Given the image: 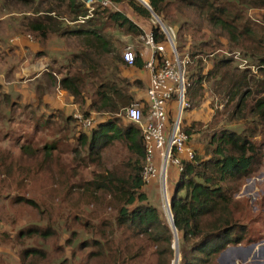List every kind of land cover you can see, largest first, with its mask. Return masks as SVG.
Wrapping results in <instances>:
<instances>
[{
    "label": "trees",
    "instance_id": "16d2710c",
    "mask_svg": "<svg viewBox=\"0 0 264 264\" xmlns=\"http://www.w3.org/2000/svg\"><path fill=\"white\" fill-rule=\"evenodd\" d=\"M104 1H109L112 5L124 2L120 7H127L139 18H152L156 15L163 22L169 23L179 22L172 12L186 19L184 10L198 11L199 15L217 30L215 37L208 38L209 40L203 41L206 36H201L199 43H195V51H191L190 57L188 56L186 97L191 108L184 114L183 130L188 134L190 144L195 136H199L200 140L198 147H195L194 159L183 160V170L178 173L175 192L170 196V208L179 242V264H216L217 257L228 247L238 246L246 241L247 228L242 224L241 215L243 209L236 195L240 193L244 182L261 168L264 151L258 149L259 146L244 130L242 132L229 127L218 128L219 124L213 122L205 126L194 121L187 124L186 116L190 110L205 101L208 85L211 91L226 99L224 109L235 104L233 116L241 117L248 110L249 114H259L264 126V97H261L264 96V28L245 19V7L263 9L264 0H140L144 4L149 2L151 10L139 0ZM49 2L53 5L43 10H34L37 14L42 13V16L26 17L27 20H23L26 22L20 21V30L22 34L33 37V43L38 47V55L34 58L45 54L51 37L77 40L81 50L73 53L74 57L71 55L70 58L79 61L80 69L72 72V66L70 62L67 63L66 57L61 66L59 65V72L56 71L55 64H51L44 75L47 85L38 86L40 89L37 98L23 100L19 91L12 89L6 92L0 88L2 103L8 105V123H30L35 112L38 117L36 131H39L42 125L53 123L67 129L70 123L75 122L80 144L88 147V156L97 163L103 159V153L107 149L116 144L124 145L128 156L87 184V192L91 195L109 196L116 211L114 218L104 221L100 231H95V236L99 239L80 238V233L71 231L66 224L62 230L69 234L65 246L82 249L87 244V248L92 250L88 264H93L100 257L106 258L112 254L111 241L106 231L116 228L120 238L125 241L131 238L130 236H144L153 241L158 245L160 255L165 256L166 264H170V259L175 254L174 231L164 220L161 209L150 202L147 186L142 178L145 151L141 130L132 123L120 124L121 119L114 116L123 113L126 107L135 102V96L130 91V81L125 77L115 79L109 76L104 67L111 58L113 48L105 38L103 29L115 27L136 36L142 34L143 30L119 9L120 7L118 11H113L111 5L96 3L98 9L90 15L89 9L80 0H0V12L9 15L14 13L10 11V6H31L35 3L42 6ZM26 14L28 15V12ZM80 19H85L84 23H76L79 25L74 27L68 26L69 23ZM188 24L189 21H186L181 25L178 37L184 39L186 35L182 32H187ZM152 31L157 43L166 42L160 25L152 27ZM222 38H226V45L222 44ZM184 44L186 45V41ZM185 45H177L183 57ZM225 47L232 52L231 57L226 51L215 54ZM236 50L242 51L243 55L239 52V57L247 62L246 67L241 68L240 60L235 59ZM248 59L257 61L258 64L252 65ZM120 62L128 69L145 68L139 51L133 66L130 67L123 58H120ZM209 64L211 67H208ZM10 74L13 75L12 72ZM134 85L144 88L140 81H136ZM52 87L65 90L71 105H77V108L74 111H68L71 108L56 112L50 110L49 113L46 110L49 105L42 103L40 109L35 106L34 102H42L40 98L42 99L44 93L49 92ZM28 90L31 93L32 90ZM146 108L147 106L145 110ZM21 111L23 115L16 119L15 115H19ZM77 112L86 117L93 113L102 117L94 126L84 129L76 123L74 115ZM25 115H28L27 120ZM60 115L64 119L59 120ZM202 128H205L204 131ZM46 148L48 149L47 146ZM49 149L56 147L54 145ZM26 204L40 209L33 200H26ZM71 219L79 222L87 231L98 230L81 216L74 215ZM2 222L0 218V223ZM56 225L55 221L49 222L46 227L35 223L17 232L15 237L34 238L41 245L26 248L20 257L21 264H37L38 258L47 264H64L63 260L59 263V258L57 263L51 260L55 250L59 252L62 245H56L53 250L45 248L50 240L60 236ZM90 225L92 230H89ZM31 258L33 260L27 262ZM5 263V259L0 257V264Z\"/></svg>",
    "mask_w": 264,
    "mask_h": 264
},
{
    "label": "rangeland",
    "instance_id": "374dc122",
    "mask_svg": "<svg viewBox=\"0 0 264 264\" xmlns=\"http://www.w3.org/2000/svg\"><path fill=\"white\" fill-rule=\"evenodd\" d=\"M123 4L125 3L113 4L115 7L112 10L118 11V7ZM52 5L49 2L42 6L38 3L31 6H10V11L14 13L6 15V13L0 12V19H4L0 21V34L3 32L8 33V35L3 37V43L14 42L18 38L17 32H21L19 27L20 21L26 22L23 20L43 15L42 13H35L34 10L36 8L43 10V8ZM97 7L95 5L94 10L98 9ZM245 8V19L264 28V8H249V6ZM119 9L123 10L144 31H151L152 27L159 26L157 20L160 21L161 19H157L156 15H153L152 18L142 19L133 14L127 7H120ZM27 12L28 15L26 14ZM183 13L186 19L179 17L178 13L172 12L175 19L179 20L177 23L161 21L176 29V43L178 46L185 45L184 42L186 41L183 55L190 57L191 51H195V43H199L198 39L201 36H206L203 41L209 40L208 38L215 37L214 33L217 30H214V27L209 25L199 15L198 11L184 10ZM186 21H189V24L187 25V32L184 30L182 32V34L186 35L183 39L178 37V33L181 25L186 23ZM72 23H69L68 26L74 27L79 25ZM103 34L113 48L111 58L104 65L107 74L115 79L118 77L127 78L130 81V91L135 96L133 104L138 101L146 103L149 87L146 71L134 68L128 69V67L122 66L120 62V58H123V52L127 47L143 54L146 53V49L140 39L141 34L136 36L115 27H106V29H103ZM30 37L34 40L32 36ZM221 41L223 45H226V38H222ZM0 44H2L1 40ZM223 49H219L215 54L226 51L231 57L232 54L230 53L232 52L228 51L229 48L225 47ZM80 50L81 45L77 40L60 38L59 36L51 37L50 46L47 50L48 54L44 55L45 57L39 61L41 62V67L35 66L33 71L34 73L36 69H38L36 72L45 71L47 63L50 60V64L52 66L55 64L54 66L57 67V70L54 69L59 72L58 69H60L64 57H66L67 63L70 62L72 72L79 70V61L70 58V56L73 53H78ZM234 52H237L235 54L239 55V52L241 53L242 51L236 50ZM248 61H251L252 65L255 64V66L258 64L257 61L251 59H248ZM209 66L211 67L210 64ZM65 69L64 72L66 71ZM0 70L2 71V67H0ZM23 70L27 75L32 74L27 68ZM136 81L142 82L144 88H137L134 85ZM0 85V88L4 89L5 81L2 76H0ZM59 91V99L68 104V94L63 92L60 87H57V92ZM261 97L264 96L262 95ZM2 99L3 96H0V218L3 220L0 223V257L5 259V264H21L20 257L25 249L33 245H40V243L34 238H17L15 237L17 232L35 223L46 227L49 222L55 221L60 236L50 240L45 248L53 250L56 245H62V249L59 252L55 250L54 255L51 257L52 262L57 263L56 261L59 258V263L63 260L64 264H84L86 262L88 264L90 262L91 248H87V244L82 249L76 246L74 248L65 246V240L69 237V234L64 231L62 232V230L68 224L71 231L74 230L80 233V238L91 239L97 237L99 239L98 236H95V231H100L99 229L104 221L113 219L116 211L110 203L109 196L102 194L98 196L91 195L90 192H87V184L96 179L98 175L104 173L107 168L121 163L128 156L126 147L121 144L110 147L103 153V159L97 163L96 160H92L88 156V147L80 144L75 122L70 123L71 125L67 129H63L61 125L57 126L53 123L42 125V128L36 131L35 127L38 117L35 112L32 114L31 119L33 121L30 123L15 122V124H9L8 105L2 103ZM59 104L58 107H62L61 102ZM34 105L40 109L42 102L37 100L34 102ZM225 105L226 99L211 91L207 85L205 101L188 112L186 116L187 124H191L194 121L201 122L205 126V124L213 122L216 125L219 124L218 128L229 127L231 129H239L242 132L244 130L256 142V145L259 146L258 149H261V152L264 151V126L259 114L252 115L247 110L241 117L233 116L235 104H231L227 109H224ZM130 106L126 107L123 113L114 115L121 119L120 124L130 123L125 118L126 109ZM20 115H23L22 111L19 115H15V118L19 119ZM25 116L27 120L28 115ZM101 117V115H96V121H99ZM61 118L63 117H59V120ZM204 129L202 128L203 131ZM86 132L88 133V130ZM199 140V136H195L192 139L194 148L198 147ZM54 145L56 149L50 150L49 147L51 148ZM177 181V169L170 166L168 171L169 196L174 194ZM150 193V202L161 209L164 220L171 225L172 219L170 215L172 212L170 213V208H164L160 190L155 194L153 190H150ZM236 199L241 201L243 209V213L241 214L242 224L247 228V235L244 243L227 248H231L227 258L230 264H264V248H262V252L260 253L258 246L254 251L258 254L257 258L250 257L246 261L243 259L248 255L251 244H259L260 241L264 244V161L261 168L250 179L244 182L240 193L236 195ZM26 200L35 201L40 206V209L27 205ZM74 215L87 219L86 222L95 225L98 230L93 229L90 225L91 229L89 230L93 229V231H87L79 222H74L71 219ZM108 221L110 222V220ZM115 229L106 231L108 239L111 241L112 254L106 258L100 257L93 264H166L167 260L165 256L160 255L158 245L153 241L144 236H140L139 238L130 236L131 238L125 241L120 238L117 229ZM239 247L249 249L237 250ZM241 250L243 251L242 253L240 252ZM241 257L243 258L241 259ZM218 258L219 256L216 259V264H220ZM32 260V258L31 260L28 259L27 262ZM174 260L175 254L170 259V264H174ZM36 261L37 264H47L39 258Z\"/></svg>",
    "mask_w": 264,
    "mask_h": 264
},
{
    "label": "built area",
    "instance_id": "2783aa9c",
    "mask_svg": "<svg viewBox=\"0 0 264 264\" xmlns=\"http://www.w3.org/2000/svg\"><path fill=\"white\" fill-rule=\"evenodd\" d=\"M80 1L89 9L90 15L96 3L115 7L111 2L104 0ZM84 21L85 19H80L73 23ZM157 22L166 37V42L157 43L152 30L144 31L141 28L143 33L140 35L145 49L149 51L144 68L149 76L147 101L131 105L126 109L125 118L141 130L145 151L143 181L146 186L152 183L158 185L163 206L169 209V167L173 166L181 172L183 160H193L195 149L190 144L188 134L183 130L184 114L191 108L186 97V67L189 57L188 55L183 57L178 51L176 29L165 26L159 20ZM139 55L141 58L144 57L143 53L139 52ZM123 59L129 66H133L137 59V51L127 47L123 52ZM235 59L240 60L241 68L247 66V62L238 54L235 55ZM95 116L93 113L86 117L79 112L74 115L76 123L84 129L95 125Z\"/></svg>",
    "mask_w": 264,
    "mask_h": 264
},
{
    "label": "crops",
    "instance_id": "0c3cea01",
    "mask_svg": "<svg viewBox=\"0 0 264 264\" xmlns=\"http://www.w3.org/2000/svg\"><path fill=\"white\" fill-rule=\"evenodd\" d=\"M2 20L4 19H0V21ZM5 35H8V33L3 32L0 34V40L2 42V44H0V54L2 56L0 58V67H2V71H0V76H2V78L5 81L4 90L11 91L12 89H14L19 91L20 94L22 95L23 100H28L30 97L37 98V93L40 89L38 86H42L43 84L44 86L47 85V80L44 75L50 69L51 61L49 60V63H47V68L45 71L36 72V70H38L36 69L34 73L33 69L35 66H38L39 68L41 67V62L39 61L42 60V58L48 54L47 50L48 47L50 46V43L45 48V54H44L45 56L42 55L40 56V58H34L35 55H38V47L34 45L33 40L29 35L26 36L22 34V32L19 33L17 32L18 38H16L14 42L3 43L4 41L3 37ZM148 56H149V51L146 49V53L142 58L144 62L148 58ZM24 68L29 69L30 72H32V74L27 75V73H25V71L23 70ZM11 72L13 73V75L10 74ZM147 77L149 80L148 73H147ZM21 78L22 80H20ZM28 89L32 90L31 93L29 92ZM62 91L67 93L65 90ZM59 93L60 91L57 92V87H52L49 92L44 93L41 101L43 104L49 105V107L46 108V110L50 112V110L58 111L60 109L67 110V108H71L68 111H74L77 108V105L74 104L71 105L69 100L70 98L68 96L66 97H68L67 101H69V103L65 104L64 101H61L59 99L60 97ZM60 102L62 107H58L60 105L59 104ZM191 145L192 147H194L192 143ZM178 173L179 172L177 171V179H178ZM146 189L148 190L149 196H151L150 190H153L154 194L159 190L158 185L156 183H152L151 185L147 186ZM253 244H251L250 247L251 251L249 250L250 254L248 252V259L250 257H255V258L258 257V254L254 252L257 246L260 248V253L262 252V248H264L263 242H260L259 244L256 243Z\"/></svg>",
    "mask_w": 264,
    "mask_h": 264
},
{
    "label": "water",
    "instance_id": "95a60500",
    "mask_svg": "<svg viewBox=\"0 0 264 264\" xmlns=\"http://www.w3.org/2000/svg\"><path fill=\"white\" fill-rule=\"evenodd\" d=\"M100 1H102V0H100ZM146 8H148L149 10H151V7H150V4H149V2L148 3H146V4H144V3H142ZM157 19H158V17H156ZM170 213H171V208H170ZM171 219H172V221H171V227H172V229H173V231H174V249H175V260H174V264L176 263V264H179V261H180V252H179V242H178V236H177V231H176V228H175V225H174V222H173V216H172V213H171ZM254 245V244H253ZM235 249H236V247H234ZM240 249H243V248H240L239 247V249H237V250H240ZM246 249H249V248H245V249H243V250H246ZM231 250V248H229V249H226L225 251H223L222 253H221V255H220V257L218 258V262L220 263V264H230V261L228 260V258H227V256H228V252ZM241 253L243 252L242 250L240 251ZM249 254H250V252H249ZM243 257H241V259H242ZM243 259H245V261L248 259V255L246 256V258H243ZM233 260H235V259H233ZM227 261H229V262H227ZM233 262V261H232ZM234 263V262H233Z\"/></svg>",
    "mask_w": 264,
    "mask_h": 264
}]
</instances>
